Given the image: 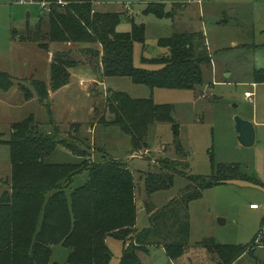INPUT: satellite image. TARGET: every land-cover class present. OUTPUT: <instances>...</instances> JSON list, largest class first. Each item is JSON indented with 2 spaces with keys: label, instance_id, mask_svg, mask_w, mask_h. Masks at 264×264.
<instances>
[{
  "label": "rangeland",
  "instance_id": "374dc122",
  "mask_svg": "<svg viewBox=\"0 0 264 264\" xmlns=\"http://www.w3.org/2000/svg\"><path fill=\"white\" fill-rule=\"evenodd\" d=\"M186 1L97 0L95 6L102 13L121 14L118 32H130L133 23L145 27V43L134 46V66L140 69H157L145 59L167 54L168 50L159 44L161 39L175 33L202 32L212 64L203 67V86L194 89L150 88L134 84L127 77H104L94 54L82 46L52 44L47 52L36 42L21 41V36H37L41 5L30 0H0V71L8 73L13 81L11 90L0 89V141L10 140L12 126L33 115L41 133L54 132V120L62 138H80L78 146L91 161L105 158L127 164L135 178L136 227L140 232L152 225L150 209H164L171 200L182 197L189 186L197 189L199 178L220 177L236 168L243 179L205 188L201 198L189 203L190 240L182 258L174 262L164 248L155 246L139 252V257L143 264H217V255L197 247L201 241L213 238L222 245L251 246L235 264H264V84L256 85L252 80L255 70H264V0H224V4L214 7L208 2L183 9L185 5L181 4ZM149 4H165V12L173 16L159 18L145 13ZM155 9L163 10L159 6ZM42 26L46 32L45 21ZM56 52L68 54L79 64L69 70V89L58 93L53 101L49 96L50 114L39 102L32 84H49ZM21 85L35 98L27 101ZM248 91L254 93L253 104L245 97ZM113 92L173 107L174 123L152 124L148 146L135 149L131 136L104 121L113 119L107 106L108 95ZM255 113L260 124L256 142L245 147L238 139L235 118L245 119ZM161 159L180 160L182 166L167 185L150 191L146 174L163 173ZM83 160L59 145L47 162L81 164ZM89 176L88 170L74 176L68 193L86 184ZM11 178L10 148L0 143V197L10 189L7 182ZM252 204L260 210L252 211ZM107 244L112 254L110 264H120L124 243L109 237ZM70 253L63 246L53 247L51 263L66 264Z\"/></svg>",
  "mask_w": 264,
  "mask_h": 264
},
{
  "label": "trees",
  "instance_id": "16d2710c",
  "mask_svg": "<svg viewBox=\"0 0 264 264\" xmlns=\"http://www.w3.org/2000/svg\"><path fill=\"white\" fill-rule=\"evenodd\" d=\"M32 1L46 2L51 11H42L37 36H21V41L36 42L47 52L51 51L52 44L82 46L94 54L104 77H127L134 84L150 88L203 86V67L210 66L212 60L202 32L175 33L161 39L159 44L168 50L167 54L145 59L157 69H140L134 66V46L145 43L143 25L133 23L130 32H118L121 14L98 11L97 0ZM156 6L163 10H156ZM145 13L159 18L173 16L165 12V4H149ZM44 21L48 26L46 32L42 26ZM77 64L79 62L68 54L56 52L51 62L50 84L33 82L39 102L50 114V91L57 92L67 86L71 78L69 70ZM252 80L254 84H264V70H255ZM12 87V77L0 71V89L8 91ZM20 90L27 101L33 99L30 89L21 85ZM107 106L113 119L104 121L117 125L131 136L138 150L148 146L146 140L152 124L174 123L175 119L173 107L158 105L151 99H133L122 92L109 93ZM51 125L54 132L41 133L31 115L12 126L10 140L0 141L9 146L12 164L11 182H7L10 189L0 198V264H60L51 263L53 247L58 245L71 250L66 264H110L109 237L124 243L120 264H143L139 252L147 251L150 246L164 248L175 262L189 247V203L201 198L205 188L244 178L236 168H231V174L220 177L199 178L197 189L189 186L182 197L171 200L164 209H150L152 225L140 232L136 227V184L129 166L114 159L91 161L78 146L80 138L70 135L62 138L54 120ZM59 145L84 158L83 162L48 163L47 159ZM159 165L163 173L146 174L145 183L150 191L167 185L182 166L180 160L171 159H161ZM85 170L90 174L87 183L68 193L74 176ZM197 245L217 255V264H235L251 247L222 245L213 238Z\"/></svg>",
  "mask_w": 264,
  "mask_h": 264
},
{
  "label": "water",
  "instance_id": "95a60500",
  "mask_svg": "<svg viewBox=\"0 0 264 264\" xmlns=\"http://www.w3.org/2000/svg\"><path fill=\"white\" fill-rule=\"evenodd\" d=\"M235 123L240 143L245 147H252L256 142L255 124L241 117H236Z\"/></svg>",
  "mask_w": 264,
  "mask_h": 264
},
{
  "label": "crops",
  "instance_id": "0c3cea01",
  "mask_svg": "<svg viewBox=\"0 0 264 264\" xmlns=\"http://www.w3.org/2000/svg\"><path fill=\"white\" fill-rule=\"evenodd\" d=\"M209 2V3H208ZM205 3H208L209 5H212L213 7L219 3L221 4H224V0H205L202 4H198V3H195V2H190L189 0H187L185 3H182L181 5H185L183 9H186L188 5H198V6H203ZM207 4V5H208ZM218 6V5H217ZM205 7V6H204ZM70 74H71V77H72V73L70 71ZM50 80H51V77H50ZM92 82H97L96 79H93ZM99 83V82H98ZM50 84V82H49ZM256 85H259V84H256ZM70 87V84H68L67 86H65L64 88H62L61 90L57 91V92H52L50 91V101H53V99L55 98L54 96H57L58 93H61V92H64L66 91L67 89H69ZM249 92V91H248ZM35 98V97H34ZM33 98V99H34ZM253 104V103H251ZM245 119L249 120V121H252L254 122L255 124V128L258 129L260 127V124L258 123V116H257V113L254 114V116L252 117H246ZM65 150H67L65 148ZM7 191V190H6ZM5 192V191H4ZM1 198V197H0ZM253 205V204H252ZM251 207V205H250ZM251 209V208H250ZM260 209H252V211H258ZM244 257H242L240 260H242ZM238 260V261H240Z\"/></svg>",
  "mask_w": 264,
  "mask_h": 264
},
{
  "label": "built area",
  "instance_id": "2783aa9c",
  "mask_svg": "<svg viewBox=\"0 0 264 264\" xmlns=\"http://www.w3.org/2000/svg\"><path fill=\"white\" fill-rule=\"evenodd\" d=\"M32 1V0H30ZM190 2H195L198 4H202L205 0H189ZM22 3H27L26 1H22ZM41 5L42 10L46 13H50L51 9L49 8V5L46 2L43 3H38ZM96 4V3H95ZM128 10L130 9V7H127ZM83 84V83H82ZM245 97L247 98V100L250 101V103H253V97H254V93L253 92H246L245 93ZM251 209H259V207L257 205H251L250 207Z\"/></svg>",
  "mask_w": 264,
  "mask_h": 264
}]
</instances>
